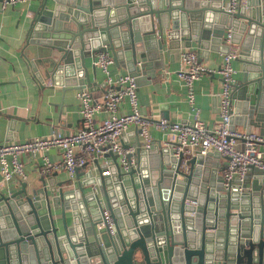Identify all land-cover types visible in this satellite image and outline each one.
I'll use <instances>...</instances> for the list:
<instances>
[{"label":"water","instance_id":"1","mask_svg":"<svg viewBox=\"0 0 264 264\" xmlns=\"http://www.w3.org/2000/svg\"><path fill=\"white\" fill-rule=\"evenodd\" d=\"M227 1L42 0L28 30L29 64L37 78L81 88L92 83L86 57L100 49L116 62L123 53L130 65L138 55L159 64L164 35L195 41L199 52L236 43L243 75L234 84L231 125L264 134V0L233 10ZM172 147L144 146L138 137L128 170L108 152L109 174L97 157L99 173L88 181L98 190L84 189L77 166L54 183L55 171L42 173L41 185L0 191V264H264V172L257 169L250 186L246 177L226 186L223 167L209 169L218 151L177 156ZM64 183L71 186L57 189Z\"/></svg>","mask_w":264,"mask_h":264},{"label":"crops","instance_id":"2","mask_svg":"<svg viewBox=\"0 0 264 264\" xmlns=\"http://www.w3.org/2000/svg\"><path fill=\"white\" fill-rule=\"evenodd\" d=\"M41 1L20 0L1 7L0 0V143L22 141L36 135L48 134L54 129L68 133L75 131L81 125L80 98L78 96L80 87L75 84L54 82L50 78H37L29 64L33 50L25 47L29 36L28 30ZM245 1L239 0L238 2ZM185 48L197 50V43L193 41L191 46H187L183 40L177 43L172 41L168 35H164V40L160 41L157 46L160 52L159 64L153 62L149 57L143 60L138 55V62L130 65L126 55L122 53L117 62L114 60L109 65L114 76L127 72L137 76L140 110L151 120L149 131L154 143L166 144L167 133L156 124V121L161 117L170 120H192L197 111L199 118L210 127L217 126L221 120L219 67L224 51L207 49L199 52L197 50L200 60L209 67V70L194 81L195 101L192 104L187 97L186 84L177 73L182 66L181 51ZM233 48L238 49L236 43H230V49ZM108 51L112 54L111 50L108 49ZM97 52L94 56L86 57L92 82L86 87L92 91L97 100H102L106 73L94 62ZM140 61L141 63H139ZM232 64L235 68L234 77L237 82L243 75V63L235 57ZM143 65H149V68L146 69ZM39 67L41 68L40 65ZM129 109L127 100H124L119 104L117 111L122 113ZM107 113L104 110L98 111L95 115L96 122ZM235 127L245 130L241 123H235ZM252 130L259 132L257 126H253ZM138 137H140L142 145L145 146V140L139 127L135 123H130L121 136V142L136 148ZM45 154L50 161H62V152L56 147L48 149ZM97 157L100 162L107 157L112 159L108 152H102L97 156L90 157L82 165L80 176L86 191L93 187L98 190L97 183L88 181L89 177L91 178V173L93 176H97L99 173L95 160ZM21 159L24 165V174L13 175L8 179L3 178L0 174V191L10 192L20 188L23 181H27L29 187L41 185L39 177L42 173L55 171L56 175L51 176L52 183L70 175L63 167L50 171L44 170V156L41 153L37 155L23 153ZM209 161H211L209 169L213 170L217 168V165L224 168L227 158L222 154H215ZM88 172L90 173L88 174ZM257 172V168H252L247 173L246 185L250 186L253 183ZM207 179L214 180L215 178L212 173H209ZM56 186L57 189L59 187L65 189L71 185L64 183L62 186L59 184ZM57 204L60 205V203ZM53 212L56 222L62 225L60 206L53 208ZM67 221L72 224L71 210H67Z\"/></svg>","mask_w":264,"mask_h":264},{"label":"built area","instance_id":"3","mask_svg":"<svg viewBox=\"0 0 264 264\" xmlns=\"http://www.w3.org/2000/svg\"><path fill=\"white\" fill-rule=\"evenodd\" d=\"M18 1L20 0H1V7ZM238 1L229 0L226 8L233 10ZM237 55L238 49L235 48L224 52L219 67L221 120L217 126H208L199 118L197 111L192 120H170L161 117L156 121L157 126L167 133L166 144L173 143L175 155L178 156L180 152L187 156L197 152L205 154L216 150L226 156L227 162L222 171L226 186H229L230 181L236 177L243 183L252 168L261 169L264 172V134L238 129L231 125L234 107L233 90L236 82L232 60ZM181 60L182 66L177 73L184 80L188 100L193 104L194 81L209 70V67L200 60L196 49H183ZM113 61V55L107 49L98 50L94 62L106 73L104 97L102 100H97L87 87L79 89L81 125L78 129L68 133L54 129L48 134L36 135L22 141L0 143V174L3 178L8 179L13 175L24 174L21 159L23 153L31 155L41 153L44 156V170L50 171L63 167L70 175H73L76 167L85 164L90 157L110 150L118 154V160L123 169L130 168L126 155L134 151L135 147L124 145L121 142V136L130 123H135L145 140V146H148L153 141L149 131L151 120L140 110L136 75L127 72L114 76L109 68ZM124 100H127L130 109L119 113L117 111L119 104ZM101 110L108 113L96 122L95 115ZM52 147L61 150V162L50 161L45 154ZM102 162L104 164L102 173H111L112 159L107 157ZM191 201L196 203V199Z\"/></svg>","mask_w":264,"mask_h":264}]
</instances>
